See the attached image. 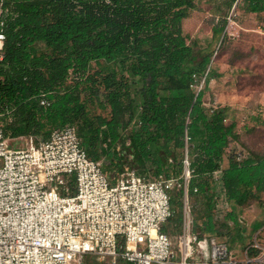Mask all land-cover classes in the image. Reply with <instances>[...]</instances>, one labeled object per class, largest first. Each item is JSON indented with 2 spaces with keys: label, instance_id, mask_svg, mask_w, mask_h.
Returning <instances> with one entry per match:
<instances>
[{
  "label": "trees",
  "instance_id": "16d2710c",
  "mask_svg": "<svg viewBox=\"0 0 264 264\" xmlns=\"http://www.w3.org/2000/svg\"><path fill=\"white\" fill-rule=\"evenodd\" d=\"M243 2L250 12H264V0ZM4 7L0 124L6 137L46 140L53 129L85 123L78 131L90 158L106 154L117 163L114 172L128 163L142 175L180 176L187 153L188 196L201 206L194 218L201 233L218 234L214 209L223 192L225 219L235 228L244 223L239 210L251 201L264 207V155L250 153L241 161L230 155L223 165L229 142L239 141L240 133L226 107L204 105L210 80L220 74L211 65L215 51L197 47L184 33L193 0H4ZM227 23L224 18L213 26L221 44ZM92 62L102 66L93 69ZM197 77L204 79L200 90L193 86ZM42 94L48 106L41 105ZM101 94L106 111L92 115ZM183 197V189L172 191L178 212L171 221L179 229ZM263 225L253 224L259 237ZM259 252L250 247V254Z\"/></svg>",
  "mask_w": 264,
  "mask_h": 264
},
{
  "label": "built area",
  "instance_id": "2783aa9c",
  "mask_svg": "<svg viewBox=\"0 0 264 264\" xmlns=\"http://www.w3.org/2000/svg\"><path fill=\"white\" fill-rule=\"evenodd\" d=\"M6 14L0 0V59ZM40 103L50 104L45 94ZM22 138V147L12 146L0 124V264H82L88 254L109 264H264L260 232L239 258L227 242L195 230L187 153L180 176L142 175L128 163L109 174L104 158L89 157L75 124L53 129L46 140ZM214 177L219 181V171ZM174 189L184 197L180 230L171 233L163 226L177 215ZM228 210L223 192L214 220L225 221ZM250 247L260 252L252 255Z\"/></svg>",
  "mask_w": 264,
  "mask_h": 264
},
{
  "label": "rangeland",
  "instance_id": "374dc122",
  "mask_svg": "<svg viewBox=\"0 0 264 264\" xmlns=\"http://www.w3.org/2000/svg\"><path fill=\"white\" fill-rule=\"evenodd\" d=\"M193 1L195 8L190 10L189 17L183 22L184 33L197 47L215 51L211 65L220 74L210 80L203 98L204 105L207 108L226 107L227 120H235L237 131L240 133L239 141L229 142L223 165L227 164L230 155L237 156L238 153H242L244 158L250 153L264 155V12L248 11L243 0ZM224 18L228 21L226 26L228 37L221 44L217 37H213V26ZM101 66L100 62H92L93 69ZM202 87H204V79L197 77V89ZM105 107V96L101 94L98 97V105L92 106L91 114L106 111ZM75 125L80 131L86 128L85 123ZM132 127L130 126L129 129ZM45 130L51 129L46 127ZM19 140H11L10 143L14 147H22L25 140L24 138ZM101 157L104 158V169L112 174L117 163H111L110 157L106 154ZM261 195L264 196V193ZM189 202L193 217L200 216L201 206L195 204L193 199ZM194 204L195 210H193ZM175 209L178 212V208ZM239 212L244 216L243 222L245 220L243 224L237 226L240 231L234 224L228 223L229 220L221 219L217 222L218 234L214 236L220 241H226L229 248L240 258L254 239L256 232L253 231V224L260 220L264 221V207L258 200H253ZM167 225L171 233L180 230L176 221H170ZM240 232L244 241L239 240ZM233 237L237 239L234 242H232ZM261 237L264 242V236ZM97 263L109 264L108 260L100 261L91 254L82 257V264Z\"/></svg>",
  "mask_w": 264,
  "mask_h": 264
},
{
  "label": "crops",
  "instance_id": "0c3cea01",
  "mask_svg": "<svg viewBox=\"0 0 264 264\" xmlns=\"http://www.w3.org/2000/svg\"><path fill=\"white\" fill-rule=\"evenodd\" d=\"M19 139H21V138H17V139H13L14 141H20ZM244 217V216H243ZM245 219V218H244ZM244 222H245V220H244Z\"/></svg>",
  "mask_w": 264,
  "mask_h": 264
}]
</instances>
